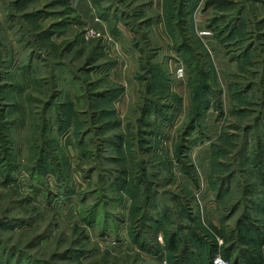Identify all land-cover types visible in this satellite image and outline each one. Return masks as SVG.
I'll use <instances>...</instances> for the list:
<instances>
[{
	"label": "rangeland",
	"instance_id": "1",
	"mask_svg": "<svg viewBox=\"0 0 264 264\" xmlns=\"http://www.w3.org/2000/svg\"><path fill=\"white\" fill-rule=\"evenodd\" d=\"M133 165L157 191L145 249ZM247 230L264 240V0H0V264H202Z\"/></svg>",
	"mask_w": 264,
	"mask_h": 264
},
{
	"label": "trees",
	"instance_id": "2",
	"mask_svg": "<svg viewBox=\"0 0 264 264\" xmlns=\"http://www.w3.org/2000/svg\"><path fill=\"white\" fill-rule=\"evenodd\" d=\"M239 33V31H238ZM242 33V32H241ZM184 54H188L191 56V58H195L196 59V54L194 53V50L191 49V47H187L184 46V49L182 51ZM197 67V66H196ZM198 74L204 75L206 76V72L203 71V67L201 66V64L198 67ZM200 87V86H199ZM199 93L197 92V90L195 91V93L193 94V99H198V103H197V111H196V121H198V119L200 118L201 114V108L204 107L205 103V98L202 96V89H198ZM203 104V106H202ZM197 123L193 124V126H196ZM183 143L179 144L181 147ZM129 148V147H128ZM120 150V152L122 151L121 148H118ZM130 156V154H129ZM131 157V156H130ZM132 158V157H131ZM133 159V158H132ZM132 164V163H131ZM138 168L139 166H132V168L129 170V172L131 174H133V176H135L136 174L133 172L135 168ZM41 169L42 170H48L47 167V161L43 162L41 164ZM142 173L140 174V176L136 175L135 177L132 178L131 176V180L129 182V184L127 185L126 188H124L125 192L127 193V195L130 196L131 201H132V206L130 208L131 210V214H133V212H135V216L136 217L134 221H137L138 223H134L136 224L134 227L131 228L130 230V235L132 236V238L135 240V243H137L138 241L140 242L139 244L141 245V248L145 249L144 247L147 246V242L148 240L145 241L144 237L146 236L145 234L147 233L145 231V229H149L151 231L150 225L149 224H153L154 227L156 228V230L154 229V231L152 232H157L160 231V221H158L157 219H155V217H153V214L150 212V210L148 209L151 205L149 203H146V197L144 200H142V197L145 196L147 193H150V196L152 197L155 193H157V191H153L152 192V185H149V176H146L145 172L142 170ZM135 174V175H134ZM126 186V185H125ZM180 203V202H179ZM180 209H183V211H181L183 214L186 213V209L183 208V203H180L179 205ZM167 211V209L169 208H165L162 207V210ZM185 215V214H184ZM163 218H167L165 220H168L167 214H162L161 215ZM91 217L89 216L88 220H92L94 223L95 220H93ZM139 226H138V225ZM163 226V225H162ZM136 227L139 228V232L140 229H143L145 232L144 234H138L135 232ZM247 233L253 234V237H249L246 236L247 239V245L251 246V251H245L243 252L242 255H240V257L236 258L233 260V262H231V256L229 255V252H225L223 254H221L222 258L227 260L228 262H230V264H264V240L262 239L261 235L259 232L257 231H252V230H247ZM168 240L166 241V247L167 250L172 252V251H176L177 250V244L178 243V236L173 235L171 237V235L167 238ZM146 242V243H145ZM150 248V245L148 246ZM216 250L211 249L210 250V257L208 255H206V262L204 261L202 264H210L211 258H212V253H215Z\"/></svg>",
	"mask_w": 264,
	"mask_h": 264
},
{
	"label": "built area",
	"instance_id": "3",
	"mask_svg": "<svg viewBox=\"0 0 264 264\" xmlns=\"http://www.w3.org/2000/svg\"><path fill=\"white\" fill-rule=\"evenodd\" d=\"M222 242H219V245H221ZM210 264H230L227 260L223 259L221 254L217 252L214 254L211 258Z\"/></svg>",
	"mask_w": 264,
	"mask_h": 264
},
{
	"label": "crops",
	"instance_id": "4",
	"mask_svg": "<svg viewBox=\"0 0 264 264\" xmlns=\"http://www.w3.org/2000/svg\"><path fill=\"white\" fill-rule=\"evenodd\" d=\"M159 4H160V6H162V0H159ZM259 20H260V19H259ZM259 20H258V21H259ZM241 23H242V21H241ZM241 32L243 33V32H244V29L241 30ZM208 219H209V218H208ZM213 224H214V223H213V220H212V225H213ZM225 226H229V227H231V224H229V222L227 221L226 224H225ZM229 229H230V228H229ZM248 247H251V246L248 245ZM233 260H234V259H232V257H231V260H230V261L233 262Z\"/></svg>",
	"mask_w": 264,
	"mask_h": 264
}]
</instances>
